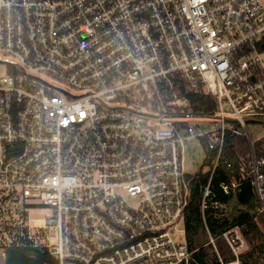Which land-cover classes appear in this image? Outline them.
Segmentation results:
<instances>
[{
	"label": "built area",
	"instance_id": "obj_1",
	"mask_svg": "<svg viewBox=\"0 0 264 264\" xmlns=\"http://www.w3.org/2000/svg\"><path fill=\"white\" fill-rule=\"evenodd\" d=\"M249 122L264 124V0H0V259L31 247L58 264H192L179 233L207 174L206 245L223 238L221 264H241L240 223L209 221L247 210L246 182L249 218L264 214ZM193 139L209 170L192 176Z\"/></svg>",
	"mask_w": 264,
	"mask_h": 264
},
{
	"label": "trees",
	"instance_id": "obj_2",
	"mask_svg": "<svg viewBox=\"0 0 264 264\" xmlns=\"http://www.w3.org/2000/svg\"><path fill=\"white\" fill-rule=\"evenodd\" d=\"M200 101L201 103L197 107L199 110H203V104L206 102L204 98H201ZM239 142V146L245 145L246 150L250 149L248 140L240 137ZM256 147L257 150H262L260 142H257ZM235 149L234 146L228 148L231 158H236ZM206 179L207 174L200 175L198 179L193 181L192 198L186 208L184 219L186 238L190 248L198 249L195 252L196 261L192 264H221L220 258L224 262H229L233 259V254L223 238L217 240L219 253H217L214 245H206L208 234L200 207L201 185ZM239 200L247 205V210L244 213L237 216L233 210L230 214V219L224 218L222 221L210 220V228L217 234L221 229L240 223L241 231L250 244V249L241 254V264H264V231L261 230L257 221L254 220V216L249 218V209L255 207L256 202L249 182H246L245 191L239 196ZM262 222H264V219ZM1 260L0 264H58V261L50 256L46 250L31 247L10 248L5 258Z\"/></svg>",
	"mask_w": 264,
	"mask_h": 264
},
{
	"label": "rangeland",
	"instance_id": "obj_3",
	"mask_svg": "<svg viewBox=\"0 0 264 264\" xmlns=\"http://www.w3.org/2000/svg\"><path fill=\"white\" fill-rule=\"evenodd\" d=\"M248 128L252 134V137L257 142L261 143V148L264 149V124L258 123V122H249ZM240 143V142H239ZM237 143L236 148H240L242 152L247 156L250 152V149L246 150V146H239L240 144ZM185 167L187 172L190 175H195L198 173L201 169L204 172H207L209 170V166L205 163V156L203 153L202 146L200 142L197 139H193L187 143L186 146V152H185ZM48 210L45 207H38L34 211V218L36 224H43L45 221V218L47 216ZM264 219L263 215H254V220L257 221L262 231H264V222H262ZM184 225L181 224L180 228H183ZM180 239L185 240L186 234L185 233H179ZM243 237L246 240V248L244 251L250 249V244L246 237L243 235ZM264 240V239H263ZM209 241V237H207V242ZM0 261H2L0 259Z\"/></svg>",
	"mask_w": 264,
	"mask_h": 264
}]
</instances>
